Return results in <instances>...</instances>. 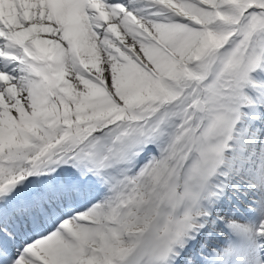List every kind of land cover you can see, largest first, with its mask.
<instances>
[{"label": "snow or ice", "instance_id": "obj_1", "mask_svg": "<svg viewBox=\"0 0 264 264\" xmlns=\"http://www.w3.org/2000/svg\"><path fill=\"white\" fill-rule=\"evenodd\" d=\"M0 264H264V0H0Z\"/></svg>", "mask_w": 264, "mask_h": 264}]
</instances>
